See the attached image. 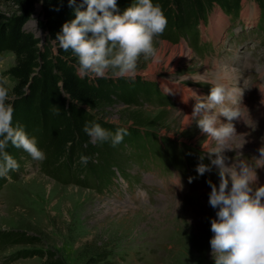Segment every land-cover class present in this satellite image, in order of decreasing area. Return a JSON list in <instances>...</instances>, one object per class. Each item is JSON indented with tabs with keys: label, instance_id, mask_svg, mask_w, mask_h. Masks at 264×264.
<instances>
[{
	"label": "rangeland",
	"instance_id": "rangeland-1",
	"mask_svg": "<svg viewBox=\"0 0 264 264\" xmlns=\"http://www.w3.org/2000/svg\"><path fill=\"white\" fill-rule=\"evenodd\" d=\"M261 1L241 0L240 12L233 15L215 4L197 27L201 49L194 50L185 35L177 42L155 37L159 59L154 62L141 56L135 79L154 83L166 99L134 106L117 102L102 112L103 119L115 125H137L134 118L154 121L136 129L156 133L163 148L170 144L178 148L176 156L187 160L184 168L188 162H197L198 167L205 159L210 173L192 176V166L183 171L175 165L163 168L124 162L120 152L114 151L109 158L115 164L110 169L108 161L103 174L107 183L101 180L88 187L58 181L39 169L40 162L25 156L19 170L10 172L14 176L0 178V264H46L45 251L51 261L58 258L62 264H215L211 220L216 219L218 209L208 202V181L218 187L220 177L218 168L211 165L215 156L210 159L208 151L217 145L185 116L196 103L191 90L206 97L213 84L224 78L219 72L236 74L238 83L231 82L229 88L242 91L238 104L242 117L232 122L237 136L230 142L231 149L224 150L225 164L238 173L241 163L255 165L253 158H259L258 150L264 146V24L257 26L264 16ZM40 7L36 2L24 28L52 53L55 44L46 41ZM14 11L11 1L0 0V13ZM218 11L225 19L213 32V16ZM13 62L11 52L1 53L0 85L9 90V100L14 79L5 71ZM220 119L227 123L226 118ZM118 164H124L123 171L117 169ZM256 174L257 184H264V167L257 168ZM176 176L182 187L176 185Z\"/></svg>",
	"mask_w": 264,
	"mask_h": 264
},
{
	"label": "trees",
	"instance_id": "trees-1",
	"mask_svg": "<svg viewBox=\"0 0 264 264\" xmlns=\"http://www.w3.org/2000/svg\"><path fill=\"white\" fill-rule=\"evenodd\" d=\"M1 1H11L15 6L11 15L0 13V55L3 51H9L14 57L13 64L5 71L14 79L11 99L8 101L14 108L13 126H22L29 137L36 138L38 148L46 157L39 163V169L43 173L61 182L88 187L99 185L101 180L107 183L103 176L104 170L109 168L108 161H111L110 169L113 167L114 159L110 160L109 157H112L111 153L114 151L117 154L119 151L124 162L145 163L146 166L152 164L163 168L175 165L183 171L192 166V176H201L197 172V162H188L183 167L187 160L176 156L178 148L171 144L163 148L156 133L136 129L138 126L152 125L154 121L134 118L137 125L121 126L103 119V110L117 102L134 106L142 104L141 101L166 99V96L154 83L147 85L140 79L117 80L91 76L81 79L78 76L74 68L77 58L71 50L66 52L59 49L58 44L53 41L61 32L62 25L75 18L74 8L81 6V0H76L73 6H69L68 0ZM239 1L241 0H152L154 5L160 6L167 18V26L160 37L177 42L181 35H185L189 37L194 50L203 47L197 28L200 20L207 18L215 4L220 5L225 14H238ZM257 1L260 4L262 2ZM36 2L41 5L40 24L46 41L55 44V51L52 53L46 47L41 48L40 39L24 28L34 13ZM133 2L135 0H117V12L123 13ZM260 9L263 11V5ZM258 22L260 24L257 26L261 27L264 16H260ZM261 29L264 30L262 27ZM54 107L59 108L58 115H53ZM90 121L99 123L113 133L117 128H127L128 135L116 146H112L110 141L93 142L83 130L85 123ZM6 151L19 166L23 157L28 156L22 149L11 145ZM163 152L169 153L164 155ZM169 154L174 156L169 157ZM81 155L89 157L86 165L80 163ZM202 161L201 163H206L205 159ZM124 164L115 166L123 171ZM209 173L210 171L205 172L207 175ZM9 176L14 175L10 173ZM94 180L99 182L95 183ZM43 255L46 264H49L47 260L51 261L52 256L47 251ZM51 262L50 264H62L58 258Z\"/></svg>",
	"mask_w": 264,
	"mask_h": 264
},
{
	"label": "clouds",
	"instance_id": "clouds-1",
	"mask_svg": "<svg viewBox=\"0 0 264 264\" xmlns=\"http://www.w3.org/2000/svg\"><path fill=\"white\" fill-rule=\"evenodd\" d=\"M68 3L73 6L76 0ZM74 12L75 18L62 25L53 42L59 49L71 50L77 58L74 68L81 79L91 76L134 80L141 56L158 61L153 40L163 34L167 18L152 0H135L122 14L117 12V0H81ZM240 96L241 89L215 83L206 97L193 93L196 103L188 116L190 123L195 122L209 142L217 145L208 151L210 159L215 156L211 165L218 168L220 177L218 187L208 181V202L218 209L216 219L211 220L210 246L215 264H264V185L257 184L256 174L257 168L264 167V146L258 150L259 158H253L255 165L241 163L239 173L226 166L223 154L225 149H231L230 142L237 136L232 122L242 117L238 107ZM8 101L9 90L0 85V178L4 179H10L9 173L20 167L6 151L9 145L22 149L34 161L46 158L35 137H29L22 126H13L14 108ZM52 113L58 115L59 108L54 107ZM83 130L93 142L110 141L112 146L128 135L127 128H117L113 133L95 121L86 122ZM88 160V156L81 155V164L86 165ZM208 171L211 167L203 163L197 167L200 175ZM176 177V185L182 187L179 176Z\"/></svg>",
	"mask_w": 264,
	"mask_h": 264
},
{
	"label": "bare ground",
	"instance_id": "bare-ground-1",
	"mask_svg": "<svg viewBox=\"0 0 264 264\" xmlns=\"http://www.w3.org/2000/svg\"><path fill=\"white\" fill-rule=\"evenodd\" d=\"M248 17H249V15H248ZM225 19V16L224 15H222L221 13H220V11H218V13H216V15L215 16H213V21H212V24H213V26L211 27V31H213V32H215L216 30H218V29H220L221 28V24H222V21ZM221 35V34H220ZM182 48V47H181ZM173 51V50H172ZM182 52V51H181ZM186 52V51H185ZM189 53V52H188ZM185 56V55H184ZM215 64H216V62H215ZM215 65H213V67H214ZM226 67V66H225ZM229 68V67H228ZM211 69V68H210ZM223 70V69H222ZM230 72V71H229ZM234 72V71H233ZM224 74H226L227 76L225 77L224 76ZM219 75L221 76V77H224V78H221V82L220 83H223V84H225L226 86H228V87H230V85H231V82H234L235 81V84H237L238 82H237V78H235L236 77V74H235V76H233V77H231V75H232V73L230 72V73H228V72H226V71H221V72H219ZM215 76H217V75H215ZM231 77V78H230ZM234 79V80H233ZM250 83V82H249ZM190 91V90H189ZM191 93L193 94V93H197V90L196 91H194V90H191ZM244 95V94H243ZM263 96H264V94H263ZM191 114H188V115H186L185 116V119L186 120H188L189 119V117L188 116H190ZM259 185H264V184H261V182H259Z\"/></svg>",
	"mask_w": 264,
	"mask_h": 264
}]
</instances>
